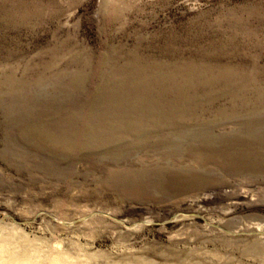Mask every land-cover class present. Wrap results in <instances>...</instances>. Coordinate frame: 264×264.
<instances>
[{
    "label": "rangeland",
    "instance_id": "1",
    "mask_svg": "<svg viewBox=\"0 0 264 264\" xmlns=\"http://www.w3.org/2000/svg\"><path fill=\"white\" fill-rule=\"evenodd\" d=\"M0 264H264V0H0Z\"/></svg>",
    "mask_w": 264,
    "mask_h": 264
},
{
    "label": "bare ground",
    "instance_id": "2",
    "mask_svg": "<svg viewBox=\"0 0 264 264\" xmlns=\"http://www.w3.org/2000/svg\"><path fill=\"white\" fill-rule=\"evenodd\" d=\"M255 156H257V155L255 154Z\"/></svg>",
    "mask_w": 264,
    "mask_h": 264
}]
</instances>
